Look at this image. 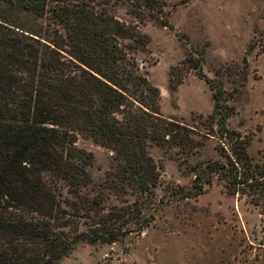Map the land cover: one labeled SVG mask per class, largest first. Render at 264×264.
Returning a JSON list of instances; mask_svg holds the SVG:
<instances>
[{
	"label": "trees",
	"instance_id": "16d2710c",
	"mask_svg": "<svg viewBox=\"0 0 264 264\" xmlns=\"http://www.w3.org/2000/svg\"><path fill=\"white\" fill-rule=\"evenodd\" d=\"M62 27L46 42L0 16V264H57L79 243L113 244L138 235L154 220L160 166L147 148L193 154V130L163 118L157 88L139 73L122 39L136 27H169L166 0H4ZM122 8L130 26L112 10ZM36 36V37H35ZM198 77L200 60L189 55ZM213 109L201 124L223 160L195 170L194 195L214 175L225 193L264 215V166L248 141L226 121L232 107L220 83L203 78ZM181 79L178 80L180 82ZM88 137L112 152L113 163L95 194L84 166L91 154L76 148ZM109 195L120 204H110ZM130 196V200L127 199Z\"/></svg>",
	"mask_w": 264,
	"mask_h": 264
},
{
	"label": "rangeland",
	"instance_id": "374dc122",
	"mask_svg": "<svg viewBox=\"0 0 264 264\" xmlns=\"http://www.w3.org/2000/svg\"><path fill=\"white\" fill-rule=\"evenodd\" d=\"M169 27L150 23L136 27L137 45L122 39L139 73L159 91V115L188 129L199 145L193 154L177 148H147L160 166L153 222L140 234L113 244L79 243L57 264H264V215L259 207L225 193L214 175L192 185L198 165L223 160L217 141L198 133L213 109L212 90L203 79L220 83L232 112L226 121L247 141V153L264 166V0H166ZM114 15L134 25L122 8ZM0 16L46 42L58 31L45 17L37 18L0 0ZM36 37V36H35ZM200 60V73L189 68L187 56ZM181 79L180 82L178 80ZM77 149L91 154L84 166L91 179L86 192L95 194L113 163L112 152L88 137ZM127 199H131L127 196ZM110 204L120 201L109 195Z\"/></svg>",
	"mask_w": 264,
	"mask_h": 264
}]
</instances>
